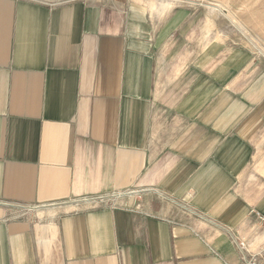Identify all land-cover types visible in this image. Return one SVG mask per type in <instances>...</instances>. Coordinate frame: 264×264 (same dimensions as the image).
<instances>
[{
  "label": "crops",
  "instance_id": "obj_1",
  "mask_svg": "<svg viewBox=\"0 0 264 264\" xmlns=\"http://www.w3.org/2000/svg\"><path fill=\"white\" fill-rule=\"evenodd\" d=\"M190 14L0 0V264H264V60Z\"/></svg>",
  "mask_w": 264,
  "mask_h": 264
},
{
  "label": "rangeland",
  "instance_id": "obj_2",
  "mask_svg": "<svg viewBox=\"0 0 264 264\" xmlns=\"http://www.w3.org/2000/svg\"><path fill=\"white\" fill-rule=\"evenodd\" d=\"M151 1L192 13L188 20L192 26L190 43L194 46L191 52L208 42L233 43L250 48L264 60V0H165L170 4H164V0Z\"/></svg>",
  "mask_w": 264,
  "mask_h": 264
},
{
  "label": "built area",
  "instance_id": "obj_3",
  "mask_svg": "<svg viewBox=\"0 0 264 264\" xmlns=\"http://www.w3.org/2000/svg\"><path fill=\"white\" fill-rule=\"evenodd\" d=\"M41 1L48 3L50 5L60 4V2H57V1H49V0L48 1L41 0ZM259 218H260L261 223L264 225V215H259ZM239 247L243 253V259L245 260V264H259L256 256L248 252L247 246L244 242H239Z\"/></svg>",
  "mask_w": 264,
  "mask_h": 264
},
{
  "label": "bare ground",
  "instance_id": "obj_4",
  "mask_svg": "<svg viewBox=\"0 0 264 264\" xmlns=\"http://www.w3.org/2000/svg\"><path fill=\"white\" fill-rule=\"evenodd\" d=\"M163 2H168V1H165V0H164ZM169 3H170V2H169ZM220 7H222V6H220ZM221 10H222V9H221Z\"/></svg>",
  "mask_w": 264,
  "mask_h": 264
}]
</instances>
